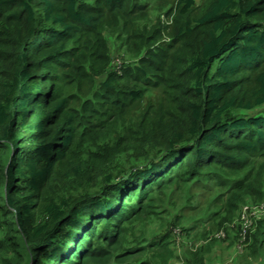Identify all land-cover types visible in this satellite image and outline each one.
Masks as SVG:
<instances>
[{
	"label": "trees",
	"instance_id": "trees-1",
	"mask_svg": "<svg viewBox=\"0 0 264 264\" xmlns=\"http://www.w3.org/2000/svg\"><path fill=\"white\" fill-rule=\"evenodd\" d=\"M103 31L135 59L121 74ZM56 69L97 92L73 107ZM162 86L165 113L150 107L127 127L128 106ZM259 169L264 0H0V264H169L173 235L133 234L157 194L186 182L218 191L213 211L173 227L186 255L189 231L208 225L207 241L256 195ZM245 245L264 251V219Z\"/></svg>",
	"mask_w": 264,
	"mask_h": 264
},
{
	"label": "rangeland",
	"instance_id": "rangeland-1",
	"mask_svg": "<svg viewBox=\"0 0 264 264\" xmlns=\"http://www.w3.org/2000/svg\"><path fill=\"white\" fill-rule=\"evenodd\" d=\"M176 0H165V3L173 4ZM154 17V14L150 15V18ZM164 23L168 27L166 32H168L164 37L165 39L172 31L171 17H164ZM104 32V31H103ZM111 31H105L104 37L108 42V53L109 58V69L117 70L121 67L119 62H125V60L130 63L135 59H131L129 53L125 52L123 48L116 41L115 36L110 35ZM58 80L57 84L59 88L63 91L65 96H75L76 99L69 101L73 107L79 108L81 105V99H86L94 96L97 92L93 88V84L90 81H84L81 84V88L76 90L74 88V83H69L60 76L61 70L56 69ZM121 74V73H119ZM99 80V78H96ZM125 87H132L131 81L128 79L125 83ZM169 94V93H168ZM166 93L164 86L158 90H149L143 97L142 102H133L127 108L126 126H130V122L137 123L138 119L141 120L144 113L151 107L148 116L152 117L154 112L165 113L169 105L170 96ZM153 122V119H147V121ZM149 124L146 123L145 129H149ZM260 164V163H259ZM256 163V166H259ZM229 178H232L231 174H228ZM235 179V178H234ZM185 183V182H184ZM252 184L256 188V195L245 197V201L240 204V208L236 216H233L232 222L226 223L224 230V237L215 238L210 237L209 239L201 241L198 237V231L204 225H196L190 233L191 240L195 242L192 247V253L186 255L185 243L180 233V228L174 226H179L184 229L188 225L195 222L196 219L202 217L208 211H213L215 205H213V199L217 195V190L215 188L209 187L205 189L201 185H193V183L186 182L185 184L173 183L169 188L163 189L151 204L154 207H149L148 211L152 212V217L149 221L143 225L133 229V234L143 233L146 239L162 237L165 234H169L171 237L174 236V244L176 247L175 258L170 260L169 264H258L264 259V251L261 249L259 255H251L249 245L246 246L247 234L253 232L256 228L257 223L264 219V212H261L256 220H252V231L247 232L246 237L243 238L241 232V225L239 222V215L243 210L249 209L251 207H264V170L257 171L252 179ZM192 186V187H191ZM262 187L261 191L260 188ZM215 189V190H214ZM189 199L188 203L185 201ZM135 202L132 201L131 204ZM149 203V202H148ZM212 204V205H211ZM150 206V205H149ZM198 226V227H197ZM216 240L212 244H208L210 240ZM28 264H30L28 262Z\"/></svg>",
	"mask_w": 264,
	"mask_h": 264
},
{
	"label": "built area",
	"instance_id": "built-area-1",
	"mask_svg": "<svg viewBox=\"0 0 264 264\" xmlns=\"http://www.w3.org/2000/svg\"><path fill=\"white\" fill-rule=\"evenodd\" d=\"M121 65V62H119ZM116 72L119 74L121 73L120 67L117 68ZM261 212H264V207H251L249 209L243 210L242 213L239 215V222L241 225V232L243 235V238L246 237V233L249 231H252V220H256L258 216L260 215ZM210 237H215V238H222L224 237V232L219 231L217 234L210 235Z\"/></svg>",
	"mask_w": 264,
	"mask_h": 264
}]
</instances>
